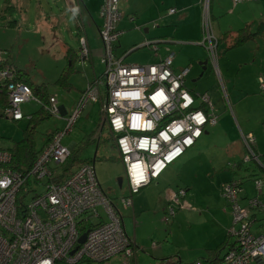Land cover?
<instances>
[{
    "label": "built area",
    "instance_id": "built-area-1",
    "mask_svg": "<svg viewBox=\"0 0 264 264\" xmlns=\"http://www.w3.org/2000/svg\"><path fill=\"white\" fill-rule=\"evenodd\" d=\"M118 1L103 0L98 12L102 20L99 36L103 74L87 83L73 108L64 114L56 98L50 95L44 109L62 119L64 125L55 129L46 143L44 140L28 172L11 168L10 150L0 148V264H102L117 255L134 264L136 247L125 230L118 204L124 209L130 207L133 195L143 185L157 178L168 164L192 146L205 125L217 122L210 96L194 95L185 86L188 68L173 70L172 52L144 64L127 63L123 56L115 54L121 33L116 24L122 16ZM203 1L208 11L209 0ZM243 1L248 0H232L233 4ZM174 10L170 8L168 12ZM82 34L83 31L78 35V51L88 59V43ZM158 41L146 39L142 44L156 52ZM199 43L214 62L218 43L210 29L208 12L203 15ZM8 68L0 75L2 85L4 80H9L8 102L1 113L10 121L29 120L31 113H23L21 105L28 101L41 102L26 83L15 80L13 69ZM258 84L264 91V75L259 76ZM223 96L227 98L225 91ZM94 103H99L101 128L107 127L125 170L127 194L117 200L107 196L92 163H83L71 175L57 179L58 166L71 151L62 139L71 132L83 110ZM243 141L249 152L245 161L254 159L264 168L251 149L253 136L248 134ZM28 180L30 187L25 186ZM254 183L257 189L261 188L260 178H255ZM38 187H42L41 193H35ZM241 189L237 180L222 185L233 224L228 234L234 237V242L215 264H264V202L253 197L246 206L240 205ZM184 194L183 189L170 194L167 213L174 214ZM21 195L22 203H19ZM98 206L107 214L106 220ZM82 217L94 218L96 225L83 233L85 240L78 243L82 234L76 224ZM177 264L210 263L199 259L179 260Z\"/></svg>",
    "mask_w": 264,
    "mask_h": 264
},
{
    "label": "rangeland",
    "instance_id": "rangeland-1",
    "mask_svg": "<svg viewBox=\"0 0 264 264\" xmlns=\"http://www.w3.org/2000/svg\"><path fill=\"white\" fill-rule=\"evenodd\" d=\"M82 1L84 6L81 4V17L85 34L88 38L94 35L100 40L97 30V25L100 24L98 10L93 7L89 8L86 0ZM90 1L91 6H94L96 0ZM12 4L14 9L11 10L10 16L7 19L5 18L6 20H0V51L10 47L12 55L19 58L20 65L27 71L30 78L37 84L49 83V90H56L59 100L64 102V106L69 109L74 97L79 94V90L85 88L93 77L91 65L87 71L83 65V60L78 57L74 61L76 71L70 77L74 88L65 91L53 85V82L58 77L60 66L65 65L63 55L59 52V46H62L64 51L70 46L75 47L77 45L78 47L76 19L66 10L65 0H13ZM131 4L132 0H120L118 3L122 16L117 22L116 28L119 30L122 28L123 30L118 38L121 43L118 47V52L129 50V46L132 45L125 44V41H128L133 36L129 32L135 29H128L129 24L127 23L130 18ZM4 7L5 1L0 0V13ZM8 20H15L17 25L15 27L7 26L6 21ZM144 22L146 23L147 20H144ZM160 22V19L154 21L148 20L146 26H141V29L146 27L152 29L154 28V23ZM171 27L174 28V26ZM138 32L140 33L137 39H140L143 31ZM253 41L252 47L256 51H260L261 54L264 53L262 39L256 38ZM257 42L260 46L258 49ZM4 45H8V48ZM135 46L136 49L127 55L126 62L144 64V61L141 59L148 56L146 53L149 48L141 46L139 42ZM221 47L222 44L218 47V54L221 53ZM168 49L169 52L173 51L175 54V67H190L186 78L187 85L195 93H201L205 90L209 91L211 88L215 89L221 101L218 103V98H212L211 101L214 111L218 114V108L223 106V100L220 96V82L217 77L218 72L216 75L210 61L207 62L205 69H202L200 64V61L207 58L208 53L205 47L189 43L183 45V47H179L178 44L169 45ZM229 51L222 50L224 54ZM220 58L221 55H219ZM94 61L95 73L97 76H100L103 74V67L95 56ZM223 62L224 58L219 65L221 66ZM85 72H88L89 79L85 77ZM245 72H249L248 66L240 70L237 77L242 76ZM39 106L34 101H30L23 103L21 110L23 113H32ZM59 119L52 115L44 118L36 125L33 132L36 149H39L43 144L47 130L60 124L64 125V121ZM101 120L99 103L88 105L75 122L71 132L63 137L62 143L65 145L71 142L76 144V148H79L77 156L79 161L91 160L94 155L96 156L94 166L97 179L100 182L99 184L106 193L116 198L127 189V180L124 166L119 159L120 157L113 138L107 127L103 126L100 129ZM26 125V119L19 122H11L4 117L0 123V148H12L15 140L21 139ZM210 126L212 125H207V127ZM92 136H94V139L90 143L89 138ZM97 139L99 142H97ZM209 150L206 152L207 156ZM186 153L187 149H185L183 155L185 156ZM183 155L181 157H184ZM178 158L173 163L168 164V169L170 167L173 169V164L180 159ZM246 166L251 170H255L254 174L256 175L253 178L244 180L243 187L238 194V202L240 205L246 206L248 200L253 197H258L261 202H264V173L259 170L258 165L254 162L244 161L242 167ZM259 177L262 181V186L260 189H257L254 185V179ZM118 179H121V186L118 184ZM153 180L148 184H150L152 189L160 190V181L156 180V178ZM191 183L193 186L191 185L186 197V204L189 205L186 206L185 204L184 207H180L174 213L173 218H170V213L159 214L158 212H153L154 210L151 209L142 213L137 222H134L127 215L128 212L123 211L125 214L124 227L129 236L134 235L137 246L134 252V264H177L179 260L180 262H192L194 260L207 259L209 258L208 250L216 247L226 237L233 225L232 217L228 211V213L224 212L225 206H223V201L218 202L221 195L219 194L217 184L213 180L211 183L210 178L205 176V172H202L198 176L197 181ZM42 191V187H38L37 192L41 193ZM97 209L102 218L106 220L107 214L104 209L101 206H98ZM119 209L121 211L124 210L120 205ZM165 217L170 219L166 220ZM95 221L94 218H91V222L95 223ZM254 227H256V224H254ZM231 240H234L233 236L230 238ZM225 251L226 247L222 248L219 255L221 256ZM102 264H130V259L128 260L122 255H117Z\"/></svg>",
    "mask_w": 264,
    "mask_h": 264
},
{
    "label": "crops",
    "instance_id": "crops-1",
    "mask_svg": "<svg viewBox=\"0 0 264 264\" xmlns=\"http://www.w3.org/2000/svg\"><path fill=\"white\" fill-rule=\"evenodd\" d=\"M102 1L103 0H96L95 5L91 6V1L86 0V4L89 8L93 7L99 11ZM65 4L66 10L70 12L74 16V18L77 17L83 22L81 17V4L84 6L83 1L65 0ZM170 8H174V12L169 13L168 10ZM205 12H208L209 14L210 29L213 35L218 40V38H220V36H222L224 32L234 33L235 30L239 29L245 24H247L251 28V30H255L262 21L264 22V0H248L236 4H233L232 0H209L208 11L207 9H205L203 0H132L129 17H133L134 19L131 20L129 18V22L127 21V23L129 24L128 29L135 28L134 30L129 32V34H132L134 36V39L133 36L132 38L128 37L131 39L128 40L127 38L128 41H125V44H132L134 46V44L138 42L142 44V42H144L146 39L159 40L157 42L158 49L156 52L153 53L151 50L147 49L146 54L148 56L141 59L142 61H144V63H153L160 60L162 57L168 54L167 52H169V45L178 44L179 47H183V45L189 43L202 45L199 43V41L202 38L203 15ZM157 19H160L161 22L157 24L154 23V28L149 29L146 27L144 29H141V26H146L148 20L154 21ZM144 20H147V22L145 23ZM100 25L101 19L100 24L97 25L98 31ZM171 26H174V28H172ZM137 30L143 31L142 33L145 34H142L140 39H137V36L140 33ZM82 31V35L85 36L88 43L89 50L88 59L81 57V59L83 60V65L86 67L87 71L89 69V66L91 65V72L93 75L92 78L98 77L94 69V56L99 59V62L102 65L101 39L99 40L94 35H91L88 38L85 34V29H82ZM119 31H121L122 33V28ZM76 37L78 40L77 31ZM253 40L254 39L248 40L246 43L230 49H225V43L219 42L218 47L220 46V44H222V50L224 49L230 51L224 54L222 50H220L221 53L218 54L217 47L218 55L215 56L216 59L214 62L211 60L209 54H207V58L205 60L207 62H211L216 75L218 72L217 77L220 82L221 90L220 96L223 100V106L221 108H218L219 111L217 110L218 114L215 112L217 114V122L210 127H207V125H205L203 132L195 140L194 144L191 147L187 148L186 155H183L185 152L184 151L182 153L184 157H181V155V158H178L179 161L173 164V169H171V167L170 169L166 167L158 176V178H156V180L160 181V190L152 189L150 184H145L138 190L137 194H134L132 205L128 208H123L124 210L121 211L123 225L125 216L123 211H127V215L130 216L134 222H137L140 215L146 212V210L153 209V212H158L159 214H167L166 209L169 203L168 198L170 194L175 192L178 188L183 187L185 189V194L180 198V204L174 211V213H176V211L180 209V207H184L187 203L186 197L192 185L191 182L197 181L198 176L202 172H205V176H208L210 178L211 183L213 180V182L217 184L219 194L221 195V198L218 199V202L223 201V206H225L223 209L224 212L228 211L230 213L228 202L222 194V185L230 180H240L242 183H244V180L253 178L256 175L254 174L255 170H251L247 166L242 167V165L239 164L241 160L245 161L246 154H249L247 146L243 141L244 136L248 134H251L253 136L254 141L251 144V149L255 152L256 155L259 156L260 160L264 164V158L261 155H264V91H261L258 87V78L259 76L264 75V53L261 54L260 51H256L252 47V43L254 42ZM120 44L121 43L119 42V40H117V43L115 45V54L118 56H123L124 61L126 62L127 55H129L135 49L131 50V45L128 48L129 50L118 52V47L120 46ZM4 46L8 48V45ZM59 47V52L63 55V61L65 62V65L67 50H69V57L77 60L79 52L77 45H75V47L70 46L65 51L62 46ZM259 47L260 46L257 42V49ZM6 50H8L9 52V61H11V63H13L19 69L23 70L24 68L22 67V65H20L21 63L19 61V58L12 55L10 47ZM206 51L208 53L207 49ZM172 53L174 54L173 51ZM219 55H221L220 59ZM174 57L172 61L173 70L175 72H178L182 68H188V74L190 67H175ZM223 58L224 62L221 64V67L219 64ZM84 61L86 62L84 63ZM65 65L60 66V71L65 67ZM245 66H248L249 72H245L242 76L237 77L238 72L245 68ZM247 73L250 75H248ZM187 74L184 80L185 86L192 94H199L195 93L194 90L187 85ZM84 75L89 79L90 76L88 72H85ZM46 84L49 86V83ZM73 88L74 87H72L70 90H72ZM82 89L84 88H81V90H79V94L74 97L69 109L64 106V102H61L59 100L56 90H49V93L56 98L57 104L60 107L61 112L64 114L65 111L68 112L73 108ZM223 91L226 92V99L223 96ZM204 93H207L211 99L218 98L217 92L214 88H211L209 91L205 90ZM220 101L221 99L218 98L217 102L220 103ZM60 127H62V124L57 125L52 129H57ZM91 138L94 139V136H92ZM89 142L92 143L93 141L90 140ZM97 142H99L98 139ZM67 146L70 147V149H73L75 148L76 144L71 142ZM207 150H209L208 156L206 155ZM251 161L256 163L259 170L264 173V168L259 165L256 160L251 159ZM174 184L175 187H179L175 188ZM163 185L165 186L162 188ZM106 194L109 198L117 200V198L127 194V189L119 194L116 198H114L113 195H109L108 193ZM119 205L120 204H118V206ZM188 205L189 204H186V206ZM174 215L175 214L171 215L170 218H173ZM130 237L134 241L135 247L137 248L134 235Z\"/></svg>",
    "mask_w": 264,
    "mask_h": 264
},
{
    "label": "trees",
    "instance_id": "trees-1",
    "mask_svg": "<svg viewBox=\"0 0 264 264\" xmlns=\"http://www.w3.org/2000/svg\"><path fill=\"white\" fill-rule=\"evenodd\" d=\"M4 1H5V7L2 9V12L0 13V20H6L7 17L10 16L11 10L14 9V6L12 4V0H4ZM119 1H118V3H119ZM131 18H132L131 20L134 19L133 17H131ZM75 19H76L77 36H78L81 33L82 29H84V24L79 18L76 17ZM101 24H102V20H101ZM6 25L11 26V27H15L17 24H16L15 20H8V21H6ZM100 26H99V28H100ZM256 37H259L262 39V41H263V52H264V22L263 21L260 23V25L255 30H251V28L247 24H245L244 26L235 30L234 33L224 32L222 34V36H220V38H218L217 43L219 44V42H224L226 45L225 49H230V48L242 45V44L246 43L248 40L255 39ZM133 49H136L135 44H134V46H132L131 50H133ZM149 50H151L154 53V51L152 49L149 48ZM1 55H0V75L8 67L9 68L11 67V69H13L15 80L16 81H22V82L26 83L31 88L35 97H37L39 99V101L41 102V104H39L40 106H39L38 110L31 113V119L26 120L27 125L23 129L24 131H23L21 139L15 140L12 148L9 149L11 152V158H12L10 167L15 169V170H18L21 173H27L29 168L32 166L35 158L37 157V154L40 152L42 145H43L42 144L39 149H36V146L34 143V138H33L34 129L40 121H42L44 118L51 116L44 109V105L48 102L49 97H50L49 86L45 83L37 84L36 82L31 80L30 76L27 74V71L25 69H23V70L19 69L13 63H11V61H9L8 50L3 49L1 52ZM78 57L81 58V56L79 55V52H78ZM74 61H75L74 59L69 57V50H67L66 51V65L60 71L58 77L53 82V85H56V86H58L64 90H67V91H69L73 87L72 83L69 80V77L71 76L72 73H74L76 71V69L74 67ZM1 80H2V78L0 76V123H1V120L4 119V116L1 113V110L6 106V104L8 102L7 92H6V83L9 82V80L8 81L4 80L3 85H2ZM258 87H259V84H258ZM82 91H83V89H82ZM202 93H204V92H201L199 94H202ZM200 106H201V104H200ZM20 121H22V120H20ZM100 129H101V126H100ZM54 130L55 129H49L45 132V143L48 140V138L51 136V134L53 133ZM90 140L93 141L92 138H89V141ZM78 152H79V148H76V146H75V148L71 149L66 160L60 166H58V168H60V174L57 176V179H62L66 176L71 175L72 172L74 171V169L83 163H92V164L95 163V158H96L95 155L92 157L91 160L87 159L84 161H79V159L77 158ZM261 155L264 158V155L263 154H261ZM248 161H251V160H248ZM243 162L244 161L241 160V162L239 164L242 165ZM251 162H253V161H251ZM249 175H254V174H249ZM237 182L239 183V187H242L243 183L240 180H237ZM29 185L31 186L30 181L28 180L25 182V186L30 187ZM179 189L185 190L183 187L178 188V190ZM22 192L23 191H21V194H22ZM36 192H37V189H35V193ZM21 198H22V195L19 198V200H20L19 203H22ZM94 225H96V224L91 222V219H89V217H82L79 219L78 223L76 224V227H77L78 232L80 234H83V233H86ZM230 238H231V236L227 233L226 237L216 247L208 250L209 258L200 259V260H202L204 262H209L210 264L217 263L221 259L222 255L228 249H230L233 246L234 240L230 241ZM224 247H226V251L220 256L219 253H220L221 249Z\"/></svg>",
    "mask_w": 264,
    "mask_h": 264
},
{
    "label": "water",
    "instance_id": "water-1",
    "mask_svg": "<svg viewBox=\"0 0 264 264\" xmlns=\"http://www.w3.org/2000/svg\"><path fill=\"white\" fill-rule=\"evenodd\" d=\"M153 27H154V25H153ZM141 46H144L143 44H141ZM206 60H203V61H201L200 62V64L202 65V69H205L206 68ZM118 184H119V186L121 185V179H118ZM84 240H85V234H82L79 238H78V243H82V242H84Z\"/></svg>",
    "mask_w": 264,
    "mask_h": 264
},
{
    "label": "bare ground",
    "instance_id": "bare-ground-1",
    "mask_svg": "<svg viewBox=\"0 0 264 264\" xmlns=\"http://www.w3.org/2000/svg\"><path fill=\"white\" fill-rule=\"evenodd\" d=\"M30 186V185H29Z\"/></svg>",
    "mask_w": 264,
    "mask_h": 264
}]
</instances>
